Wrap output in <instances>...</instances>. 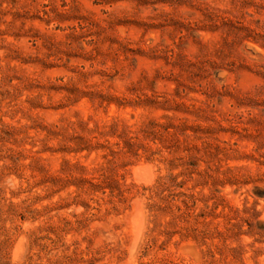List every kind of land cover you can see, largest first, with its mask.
Segmentation results:
<instances>
[{
	"label": "rangeland",
	"instance_id": "374dc122",
	"mask_svg": "<svg viewBox=\"0 0 264 264\" xmlns=\"http://www.w3.org/2000/svg\"><path fill=\"white\" fill-rule=\"evenodd\" d=\"M0 264H264V0H0Z\"/></svg>",
	"mask_w": 264,
	"mask_h": 264
},
{
	"label": "bare ground",
	"instance_id": "6f19581e",
	"mask_svg": "<svg viewBox=\"0 0 264 264\" xmlns=\"http://www.w3.org/2000/svg\"><path fill=\"white\" fill-rule=\"evenodd\" d=\"M136 173H137V176H139L141 173V169H137ZM148 175L147 174L144 176L140 175L137 179L139 180V182L149 181ZM144 219L145 218H144L141 207L136 206L135 212L132 217L133 233L135 237H138L141 231H143L142 229H143ZM135 239H139V237Z\"/></svg>",
	"mask_w": 264,
	"mask_h": 264
}]
</instances>
